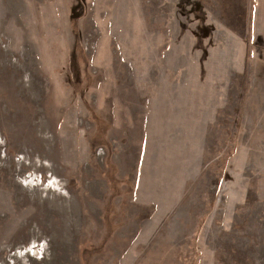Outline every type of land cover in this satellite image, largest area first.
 <instances>
[{
    "label": "rangeland",
    "instance_id": "374dc122",
    "mask_svg": "<svg viewBox=\"0 0 264 264\" xmlns=\"http://www.w3.org/2000/svg\"><path fill=\"white\" fill-rule=\"evenodd\" d=\"M258 1L0 0V264H264Z\"/></svg>",
    "mask_w": 264,
    "mask_h": 264
},
{
    "label": "crops",
    "instance_id": "0c3cea01",
    "mask_svg": "<svg viewBox=\"0 0 264 264\" xmlns=\"http://www.w3.org/2000/svg\"><path fill=\"white\" fill-rule=\"evenodd\" d=\"M261 2H262L261 0L260 2L258 1V7L262 5ZM256 50H258V52L257 54L254 52L255 53L254 56L260 58V60L256 61V63L258 64L252 66L253 75L250 78V82L248 89L246 90V94H244L245 98H244V103L242 105L245 107L244 110L246 115H248V113L250 114L253 113V117H252L253 120L255 122H261L262 120H264V116H263L264 115V61L261 59L264 57L263 55L264 49H261L260 47V48H256ZM241 70L244 71V68H241L240 71ZM255 126L256 124H254V127ZM257 128H259L258 125Z\"/></svg>",
    "mask_w": 264,
    "mask_h": 264
}]
</instances>
